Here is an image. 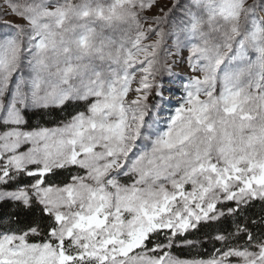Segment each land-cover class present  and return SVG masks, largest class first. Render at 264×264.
Listing matches in <instances>:
<instances>
[{
	"label": "snow or ice",
	"instance_id": "6c2138e0",
	"mask_svg": "<svg viewBox=\"0 0 264 264\" xmlns=\"http://www.w3.org/2000/svg\"><path fill=\"white\" fill-rule=\"evenodd\" d=\"M0 264H264V0H0Z\"/></svg>",
	"mask_w": 264,
	"mask_h": 264
},
{
	"label": "rangeland",
	"instance_id": "374dc122",
	"mask_svg": "<svg viewBox=\"0 0 264 264\" xmlns=\"http://www.w3.org/2000/svg\"><path fill=\"white\" fill-rule=\"evenodd\" d=\"M165 2V0H162V3Z\"/></svg>",
	"mask_w": 264,
	"mask_h": 264
}]
</instances>
